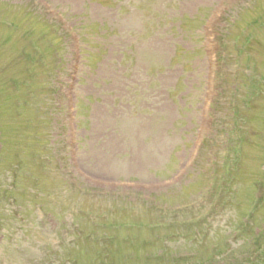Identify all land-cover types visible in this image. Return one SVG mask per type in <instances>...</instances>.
<instances>
[{
    "label": "rangeland",
    "instance_id": "rangeland-1",
    "mask_svg": "<svg viewBox=\"0 0 264 264\" xmlns=\"http://www.w3.org/2000/svg\"><path fill=\"white\" fill-rule=\"evenodd\" d=\"M100 209L143 227L117 264L168 229L201 233L170 261L256 260L264 0H0V264H98L69 236Z\"/></svg>",
    "mask_w": 264,
    "mask_h": 264
},
{
    "label": "trees",
    "instance_id": "trees-1",
    "mask_svg": "<svg viewBox=\"0 0 264 264\" xmlns=\"http://www.w3.org/2000/svg\"><path fill=\"white\" fill-rule=\"evenodd\" d=\"M42 206V205H41ZM43 207V210L45 211V208H44V206H42ZM102 222H104L103 220H101L100 221V223H102ZM262 237H263V241H264V235H261ZM185 239L186 240H190V239H192V238H196L195 236H192V235H189V236H187L186 234H185ZM105 240H106V243L108 242V243H111V242H113V240H114V238L112 237V236H110V235H105ZM76 247H80V246H82V245H79V243H77L76 245H75ZM262 257H261V256ZM260 255L258 254V252H257V255L255 256L256 257V260L255 261H253V262H251L250 264H264V250H262L261 252H260Z\"/></svg>",
    "mask_w": 264,
    "mask_h": 264
}]
</instances>
